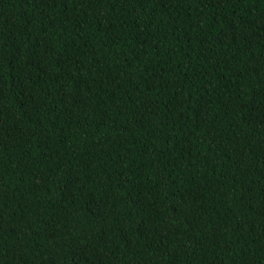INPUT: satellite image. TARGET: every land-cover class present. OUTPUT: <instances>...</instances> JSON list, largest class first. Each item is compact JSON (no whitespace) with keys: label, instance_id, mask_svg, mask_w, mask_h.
<instances>
[{"label":"trees","instance_id":"obj_1","mask_svg":"<svg viewBox=\"0 0 264 264\" xmlns=\"http://www.w3.org/2000/svg\"><path fill=\"white\" fill-rule=\"evenodd\" d=\"M0 264H264V0H0Z\"/></svg>","mask_w":264,"mask_h":264}]
</instances>
